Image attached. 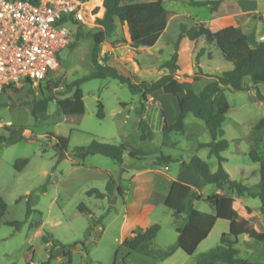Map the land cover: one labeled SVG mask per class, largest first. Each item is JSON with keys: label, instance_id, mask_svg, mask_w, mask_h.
Wrapping results in <instances>:
<instances>
[{"label": "rangeland", "instance_id": "1", "mask_svg": "<svg viewBox=\"0 0 264 264\" xmlns=\"http://www.w3.org/2000/svg\"><path fill=\"white\" fill-rule=\"evenodd\" d=\"M145 1L153 0H121V3ZM190 1L217 0H162L163 8L173 16L151 48L133 49L126 26L118 22L113 33L106 36L96 49L94 34L100 30L97 22L95 26L81 30L73 46L59 53L60 67L50 76L53 80H59V87L53 90V94L59 99L69 96L70 93L65 92L66 84L89 75L96 64L113 67L137 84L150 83L166 74L167 70L162 65L176 53L175 43L181 22L195 20L213 30L217 28L212 23V5L194 6L189 4ZM222 6L219 7V10L223 9L219 29L225 25H235L246 35L251 47L260 42L264 33V0H226ZM101 14L102 10H99L98 18ZM177 55L178 80L193 83L196 93L212 82L215 76L232 69V64L222 58L218 49L214 45L207 46L203 38L196 42L183 38ZM195 75L199 78L197 82L192 81ZM44 85L45 81L40 87L24 86L0 92V135H4V128L12 126L26 129L16 143L0 145V195L7 206L0 221V264L45 263L49 257V245L43 242V236H49L61 244L53 249L49 264H64L66 258L62 252L68 249L71 264H112L117 251L116 264L122 260L126 264H197L202 253L219 244L222 233L228 232V222L224 220H217L192 255L176 249L175 228L183 224L184 215L177 218L162 204H158L139 225H159L156 238L148 244L146 251L125 257L118 242L120 224L134 186V173L141 168H158L155 157L163 155L174 160L168 165H160H166L171 174H176L177 163H187L194 156L205 162L211 173L217 171V159L209 156L207 148L198 147L211 141L203 121L187 114L183 133L164 136L161 132L162 122L172 124L179 114L175 98L156 91L146 95L144 102L140 94L132 93L126 85L111 78L91 79L80 86L84 104L82 115L64 116L53 101L47 112L35 120L29 106L33 100L46 95ZM246 85L247 91L223 89L229 105L222 123L223 138L228 142V148L221 152V157L224 158L222 168L230 180L251 186L259 182V174L258 164L250 161L248 152L253 145L264 141L263 134L252 133L256 122L264 117V104L257 99L255 89L248 82ZM258 91L264 97V87L259 86ZM59 93L64 94L61 96ZM98 104L102 106L101 119L97 116ZM141 121L147 124L151 132L149 139H141ZM49 134L66 138V151L59 152L54 147L55 138H48ZM93 140L122 145L126 150L123 163L118 164L100 154L84 159L75 156L76 148L88 147ZM255 150L264 162V146L261 144ZM131 151H141L145 156L131 160L128 158ZM18 159L28 160L21 171L14 169ZM189 175L199 180L197 176ZM92 189L103 193L104 197L88 196L87 192ZM214 192L215 186H202L204 198ZM245 199L260 218V201L257 198ZM27 201L31 210L28 215ZM80 205L89 212L80 211ZM194 208L201 213L213 214L204 201L197 202ZM10 221L20 222L19 230L5 224ZM255 224L252 221V225ZM242 238L239 237L235 247L240 252V258L248 260L253 258V249L264 250V245L259 246L257 242H253V247L249 248ZM169 249L173 250L172 254L160 261L158 257ZM29 256L31 263L28 262ZM254 259L264 263V253Z\"/></svg>", "mask_w": 264, "mask_h": 264}, {"label": "trees", "instance_id": "2", "mask_svg": "<svg viewBox=\"0 0 264 264\" xmlns=\"http://www.w3.org/2000/svg\"><path fill=\"white\" fill-rule=\"evenodd\" d=\"M222 1H190L189 4L194 6L212 5V11H215ZM172 16L173 14L163 8L162 0L127 4H122L121 0H103L102 14L96 20L100 30L94 34V48L96 49L106 36L113 33L116 22L127 27L130 46L133 49L151 48L165 31L167 23ZM181 18L189 20L187 17ZM178 29L179 34L175 43L176 53L173 54L168 62L162 65V68L166 69L167 73L157 80L150 83H133L129 77L122 75L115 68L97 65L94 52L95 70L87 76L66 84L65 92L70 93L69 96L59 99L53 94V90L59 87V80L51 79V74L45 80L44 89L46 95L30 103V114L37 120L39 115L47 112L49 104L55 101L62 115H82L84 113V104L80 86L91 79H115L119 83L126 85L132 93L140 94L144 102L146 101V95L162 91L164 94L175 98L179 110L178 117L174 123L167 124L165 121L162 122V134L166 136L170 133H183L184 119L187 114H192L195 118L204 122L211 137L209 143L200 144L198 147L207 148L209 156H214L218 161V169L214 173H211L207 164L196 156L187 163L180 162V169L188 174L197 176L201 185H213L217 189L237 197L247 196L253 199L257 198L261 203L259 211L262 223L264 224V162L260 160L259 154L255 150L261 144L264 146V141L256 146L253 145V149L248 152L250 161L258 164L259 182L256 185L245 186L240 182L230 180L222 168L224 158L221 157V152L228 148V142L223 138L222 123L229 110V105L223 94V89L233 92L247 91L246 82H248L255 89L257 99L264 104V97L258 91L259 86L264 87V43L258 42L254 47H250L246 35L234 26H226L213 32L204 23L190 20L188 23L181 22ZM78 34L79 32L74 34V39L77 38ZM183 38H187L190 42H196L198 39L203 38L207 46L214 45L218 49L222 58L232 64V69L215 76L212 82L196 93L193 83L178 80L177 50ZM75 41L68 48L72 47ZM198 80V75H195L192 81L197 82ZM37 86L40 87V84ZM6 89L11 88L7 87ZM6 89H2V92L6 91ZM60 94L63 96L64 93ZM141 109H143V106ZM98 111L97 116L101 119L103 117L101 104H98ZM139 115H142L141 111ZM139 127L142 131L141 139H149L151 132L147 124L141 121ZM25 130L24 127L14 128L12 126L4 128V135H0V145L16 143L22 138ZM252 133L264 135V117L256 122ZM53 137V134L48 135V138ZM54 138L56 141L54 147L61 153L66 151L68 146L67 139L59 136ZM125 151L122 145H111L93 140L88 147L76 148L74 153L75 156L81 159L89 155L100 154L118 164H122ZM144 156L145 154L141 151L128 152V158L131 160H139ZM154 159L155 166L174 162L172 158L163 155H159ZM27 162V159L16 160L14 169L21 171L27 165ZM109 190H111L110 187ZM87 195L95 196L99 199L104 197V194L96 189L89 190ZM200 200L201 196L192 192L188 186L176 181L172 183L164 206L171 210L177 218L184 215L183 224L175 230V248L188 256L192 255L197 246L208 236L216 220H224L228 222V232L220 236L219 244L215 248L199 256L197 264H262L247 262L239 257V253L235 249L239 236L246 235L253 242L261 243L264 241V231L257 232L247 220L238 215L233 208V198L227 194H213L203 199L202 201L211 207L213 214L201 213L194 208L193 203ZM26 203L28 215L31 210L28 201ZM6 208V203L0 195V221L6 212ZM79 210L89 212L83 205H80ZM5 224L15 227L16 230H19L21 226L20 222L15 221L5 222ZM158 231L159 225L157 224L149 227H137L120 244L125 257H128L131 253L146 251L148 244L156 238ZM42 240L45 244L49 245V257L43 264H49V261L53 258V249L61 246V244L57 240H52L49 236H43ZM172 251V249H169L159 256L158 259L162 261L164 258L170 256ZM118 252L115 253L112 264H116L115 260ZM62 256L66 258L64 264H71V252L69 249L63 250ZM28 262L31 263V256L28 257ZM120 264H126L125 260H122Z\"/></svg>", "mask_w": 264, "mask_h": 264}, {"label": "built area", "instance_id": "3", "mask_svg": "<svg viewBox=\"0 0 264 264\" xmlns=\"http://www.w3.org/2000/svg\"><path fill=\"white\" fill-rule=\"evenodd\" d=\"M95 0H0V92L36 87L56 72L74 34L95 26Z\"/></svg>", "mask_w": 264, "mask_h": 264}, {"label": "crops", "instance_id": "4", "mask_svg": "<svg viewBox=\"0 0 264 264\" xmlns=\"http://www.w3.org/2000/svg\"><path fill=\"white\" fill-rule=\"evenodd\" d=\"M225 1L226 0H223L219 4L217 9L215 11H212L213 12L212 13V16H213L212 23L215 24V27H217V28H216V30H213L211 27L210 28L208 27V28L213 32L219 30V27H220L219 23H220L221 18H222L221 15H223L222 14L223 9L219 10V7H221ZM222 8H223V6H222ZM232 15H234V14H232ZM235 16H236V14H235ZM226 26L236 27L235 25H225L224 27H226ZM263 35H264V33L261 36H263ZM174 181L188 186L192 192L199 194L201 196L200 201L205 199L203 197V194L201 193L203 185H201L200 180L192 179L188 173L181 170L180 169V163H177L176 174H171L170 170L168 169V167H166V165H164V167L159 166L158 168H141L140 170L136 171L134 173V176H133V182H134L133 190H132L131 195L128 199V202L126 204V212H125L123 219L121 221V224H120V233H119V238H118V242L120 244L122 243V241L125 238L129 237L132 234V232L134 231V229L137 226L143 224L144 219H146L152 213V211H154L155 207L158 204L164 205V202L168 196L171 185ZM245 186H247V185H245ZM214 194L230 195L233 198V208L236 210L238 215L241 218L247 220L249 222V224L257 232H263L264 231V224L262 223L261 215L259 218L257 216V214L254 211H252V209L250 208V206L247 202V199H245V198H250V197H247V196L237 197V196L231 195L229 193H225V191L217 189L216 187H215ZM197 202H199V201H195L193 203V206H195V204ZM252 221H254L256 224L252 225ZM216 222H217V220H216ZM216 222L214 223V225L216 224ZM214 225H213V227H214ZM180 226H178V227H180ZM178 227H176V228H178ZM213 227H212V229H213ZM228 227H229V225H228ZM176 228H175V230H176ZM239 237H243L242 238L243 242L249 248L253 247V241L251 239H249L246 235H242ZM239 237H238V239H239ZM238 239H237V244H238ZM237 244L235 245V247L237 246ZM263 245H264V241L261 242L259 246H263ZM238 253L240 255L239 251H238ZM263 253H264V250L261 251L260 249L259 250L253 249L251 251V255L253 258H249L248 260L244 259V260H246L249 263H261L254 258L262 255ZM31 264H33V263H31ZM262 264H264V263H262Z\"/></svg>", "mask_w": 264, "mask_h": 264}, {"label": "bare ground", "instance_id": "5", "mask_svg": "<svg viewBox=\"0 0 264 264\" xmlns=\"http://www.w3.org/2000/svg\"><path fill=\"white\" fill-rule=\"evenodd\" d=\"M100 3H101V0H95L94 1V5H100Z\"/></svg>", "mask_w": 264, "mask_h": 264}, {"label": "water", "instance_id": "6", "mask_svg": "<svg viewBox=\"0 0 264 264\" xmlns=\"http://www.w3.org/2000/svg\"><path fill=\"white\" fill-rule=\"evenodd\" d=\"M260 42L264 43V35L261 37Z\"/></svg>", "mask_w": 264, "mask_h": 264}]
</instances>
